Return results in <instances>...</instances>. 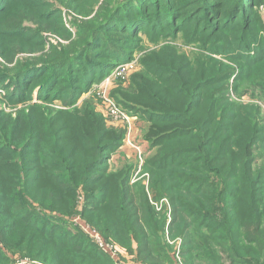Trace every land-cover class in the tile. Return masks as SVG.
Instances as JSON below:
<instances>
[{
  "label": "rangeland",
  "instance_id": "obj_1",
  "mask_svg": "<svg viewBox=\"0 0 264 264\" xmlns=\"http://www.w3.org/2000/svg\"><path fill=\"white\" fill-rule=\"evenodd\" d=\"M145 1L8 0L6 7L0 8V166L3 162H27L22 180L26 176L41 177L38 195L44 201L35 202L27 196L26 204L11 203L7 199L22 191L6 193L5 197L0 189V225L14 222L19 228L16 234L14 229L7 231L11 243H6L0 228V264H73V258L76 264L91 263L87 256L72 249L77 240L99 249L91 230L102 233L85 215L86 208L93 204L88 203V192L95 187L82 183L88 175L89 162L101 156L104 144L115 138L119 142L115 149L107 151L104 168L94 174L103 172L121 178L130 173L129 183L134 191L139 195L145 190L148 205L165 218V233L153 242L168 264H187V260L191 264H264V217L263 224L257 227L255 209L247 205L241 223V209L236 210V193L228 187L227 171L219 176L212 169L196 170L200 164L195 160L205 153L199 147V139L194 140L197 152L176 161L187 162L186 165H170L168 162L174 157L163 159L162 156L184 146L176 142L182 135L173 140L165 138L162 132H156L157 120L152 118L153 112L166 110L157 101L163 103L169 82L182 89L187 88V83L197 86L199 80H212L202 92L209 102H221L218 115H224L219 122L229 129L230 167L240 169L250 160L254 172L251 177L259 181L255 185L259 194L256 199L264 211V0H224L222 12L220 0H179L181 7L175 11L176 0ZM158 11L163 15L158 16ZM116 13V22L125 14L120 22L123 30L106 27L90 46L97 36L95 30ZM154 17L161 27L150 21L143 24ZM220 22L221 27L216 28ZM116 36L126 39L125 46L116 44L117 53L127 59L117 60L109 67L99 66V70L94 67L93 77L88 81L85 76L83 80L84 70L90 71L92 67L87 56L78 57L82 48L104 51L107 44L116 41ZM107 59L116 60H104ZM71 60L78 65L77 69L69 66L67 62ZM96 61L102 64L103 60ZM29 65L33 67L23 71ZM41 68L56 72L47 88H43L41 78L48 69L29 74ZM71 74L78 77L72 78ZM72 85L78 88L77 95ZM191 95L187 93V99L186 95L174 98L170 106L179 108L182 100ZM234 114V119L226 120V116ZM33 118L44 127L41 134L33 127ZM55 121L62 132L51 130ZM165 125L180 126L171 122ZM30 132L38 134L42 144L45 139L57 143L68 138L67 153L88 158L84 172L75 179L67 176L71 171L64 166L67 163L68 167L70 156L57 155L51 145L46 150L35 143L26 147ZM79 142L83 145L77 150L74 143ZM182 142L187 144V139ZM47 153L54 156L50 165L57 168L48 164ZM41 157L56 178L43 174L41 164L37 163ZM155 161L170 168L167 174L157 171L160 177L153 179L151 162ZM179 186L182 189H177ZM170 188H174L172 198ZM54 193L59 209L49 210L47 206ZM14 210H19V215ZM35 218L40 220L38 230L45 229L46 236H39L37 230H29L24 223ZM64 228L77 236L74 241L72 235L68 236V246L58 240ZM55 229L57 240L49 236ZM20 232L25 234L24 238L34 237L30 249L19 247ZM161 244L167 248V257ZM112 245L118 249V258L119 252L124 255L114 264L154 262L126 253L115 242ZM57 249L63 250L64 257L69 259H50L58 256Z\"/></svg>",
  "mask_w": 264,
  "mask_h": 264
},
{
  "label": "trees",
  "instance_id": "obj_2",
  "mask_svg": "<svg viewBox=\"0 0 264 264\" xmlns=\"http://www.w3.org/2000/svg\"><path fill=\"white\" fill-rule=\"evenodd\" d=\"M0 2V8L6 7L5 2L8 0H1ZM10 1V0H9ZM221 1V12L224 11V7L226 6L224 0ZM12 2V0H11ZM145 2L149 3V0H146ZM181 1L176 0L175 6L173 7V11L178 10L179 7H181ZM188 5V4H186ZM190 7V6H189ZM6 9V8H5ZM209 10H213L212 7H209ZM4 11V10H3ZM54 11V10H53ZM117 11V10H116ZM48 14L50 12H47ZM122 14V12H120ZM183 13V12H182ZM119 13H116L115 15L112 14V16L109 18L108 23H104L101 26H99L95 30V34L97 33V36L95 37L93 42H90V46L93 47V43L98 38V35H100V32L105 29L106 27H113L117 30H123L124 25H122L120 22L124 20L125 14L121 16L118 22H116V16ZM158 16H162L163 14L161 12H157ZM47 15V14H45ZM114 15V16H113ZM134 15V13H133ZM147 14H145L146 16ZM182 17L185 16V14H181ZM218 15V14H216ZM120 17V16H119ZM152 17V16H149ZM115 18V19H113ZM130 18H132L130 16ZM135 18V17H134ZM132 18V19H134ZM113 20L115 21L114 23ZM225 20V18H224ZM147 21L154 22V25L157 27H161L160 24H156V17L154 19H147L144 20L143 24L145 25L148 23ZM161 21V20H160ZM159 21V22H160ZM188 20H186L187 22ZM217 21H221L218 19ZM229 20L226 19L225 24ZM165 22V19H164ZM112 23V24H111ZM163 23V22H162ZM175 23V21L173 22ZM221 23L219 25L217 24L215 27L220 28ZM212 25V23H210ZM230 26L229 22L225 27ZM101 29V30H100ZM112 32H115V30H112ZM200 31L198 30L197 34ZM112 33H109V35ZM111 36V35H110ZM114 39L116 41L110 42L106 45V48L104 51H101L99 49L96 50H90L89 46H86L82 48L80 51L78 57H86L89 65L92 67L90 71L88 69L84 70V75L82 79L84 80L85 76H87V80L89 81L93 75L92 71L94 67H97L99 70V66L105 65L106 67L111 66L114 62L118 61H124L127 59V56L118 54L117 50L118 45L116 43H121L124 46L126 45V39L123 36H116ZM104 41V40H102ZM93 44V45H92ZM101 57V58H100ZM110 57L111 59H116L114 61L112 60H104L105 58ZM102 59L101 62H97L96 60ZM69 66L73 67V69H77L78 65L75 64L73 60L71 62H67ZM33 66H30L24 70H28ZM47 71V75L45 77H42V84L43 88H47L53 81L54 77L56 76L55 70H51L49 68H41V69H33L29 72L31 75L32 73H37L43 70ZM20 74V73H19ZM37 75V74H35ZM38 76V78H40ZM72 78H76V74H71ZM36 83H39L38 80ZM78 79V78H77ZM212 80L207 78H204L202 80H199L196 85L187 83V88H180V86L176 84H170L167 86L166 89V95L165 99L163 100V103L158 102V105H161L164 109L163 111H155L152 115V118L154 120H157L156 123L158 124L156 132H162V136L169 139H177L176 142L178 145L184 144V146H180V151L175 152V150H172L170 154H166L162 156L163 159L174 157L175 160H172L168 163L170 165H174L175 163L179 165H186L187 162H176L179 158L184 157L185 155H190L198 151L197 144L194 143V140L199 139L200 146L203 148L204 154H202L199 158H197V162L200 166L196 168V170H202L206 171L207 169H212L213 172L216 173V175L221 176L222 173L227 171L226 179L229 182L228 187H230L233 192L236 193V210L238 208L241 209V214L239 215L238 220L243 222L244 216L242 213H244V210L247 207V205H250L254 207V217L257 221V227H260L263 224V217H264V211L260 209L258 206V200L256 197H258V189L255 188V185H259V181L257 179H254L251 177L253 172V169L250 164V160H247L246 164H243V167L239 169L238 166H232L230 167V136L228 133V127H223V125L219 122L220 118H225L224 115L220 114L218 115V107L219 102L213 99V102L210 100L208 96H206L202 91L204 88H206L209 83ZM80 83L81 80L79 81ZM78 83V82H77ZM72 89L74 92H76L75 95L78 94V88H75L74 85H72ZM187 93H192L191 98L187 99ZM16 94H19L18 91H16ZM40 95V94H39ZM186 95V96H184ZM43 96V94H41ZM184 96L185 98L182 100V104L179 108H175L171 105V101L174 98ZM74 98V97H73ZM76 101V100H72ZM221 103V102H220ZM182 105H185L184 109L182 108ZM221 111V110H220ZM237 116V114H234L232 116H226L227 118L233 117V119ZM219 118V119H218ZM33 127H37V131L41 134L44 130V127H42L39 123V120L32 119L31 120ZM171 122V123H179L180 126H168L166 127L165 123ZM68 126V125H67ZM164 129H170L168 131H164ZM51 130H56V132L60 133L62 132L61 126H59V122L55 121L51 124ZM35 132H30V142H28V146L30 147L31 143H35L37 147L45 148L51 145V149L57 151V155L60 156V153L70 156L71 151L67 153V147L68 144V138L60 139L59 142L53 143L50 140H43V144L39 138L38 134H34ZM187 139V144L185 142H182ZM87 138H84V141H86ZM101 140V138H100ZM104 140V139H102ZM106 141V140H105ZM119 142L118 139H113L112 141L106 142L104 144V148L102 150L101 156H99L96 159H93L91 162H89L87 169H88V175L83 180V185L87 187L90 184H93L95 187L93 190L88 192V203L92 205L91 208H86V216L88 219L93 222L100 230L102 234V237L106 240V242L111 243L115 242L120 247L124 248L126 253L129 254H135L137 258H148V260H154L155 264H168V262L165 261V256L162 255V252L157 251L156 244H154L153 239L160 238L161 233H165V218L163 217V214L155 211V209H152L148 205V195L144 191H142L139 195L134 191L135 189L130 186V173L123 175L121 178L119 177H110L109 174L101 172V174L97 175L94 174L97 170H101L104 168V165L106 163L105 157L107 155V151L111 149H115L117 143ZM83 144L74 143V148L78 150ZM88 145H94L93 143H90ZM187 147V150H184V148ZM73 148V149H74ZM77 152V151H76ZM47 155L50 157V160L48 161V164L50 165L52 156L51 154ZM88 159V158H87ZM87 159H83L80 156L72 155L69 158H67L68 161V167L67 163L64 167L67 169L69 168L71 173L68 172L66 175L70 176L71 179H75V177L85 170V163ZM179 161V160H178ZM37 163L41 164V168L43 171V174L46 176L52 175L56 178L55 172H51L49 170L48 164L45 163V161L41 158H37ZM18 164V165H17ZM45 165V166H44ZM151 165L154 166V172H153V179L160 177L159 173L157 171H164V174H167L166 171L170 168V166H165V164L162 166L160 164V161L151 162ZM250 165V166H249ZM20 166V167H19ZM51 166V165H50ZM53 169L57 168L58 166H51ZM28 169L27 162L23 164L14 163V162H3L0 166V189L4 191V196L7 197L8 195L6 193H16L17 191H22L20 194H14L11 196L10 199H7L9 202L14 203H28L27 196L31 197L33 201L35 202H43L38 195V192L41 190V187H39L37 184L40 183L41 177H38L37 175L26 176L25 179L22 180L21 173H25ZM68 169V170H69ZM236 171V172H235ZM37 177V178H36ZM164 178V177H162ZM165 179V178H164ZM254 179V180H253ZM164 185H166L167 180L162 181ZM78 184V183H77ZM264 185V184H263ZM21 187V189L19 188ZM177 189H182L181 186L177 187ZM54 192L56 191V187L53 188ZM137 191V190H136ZM170 191H172L171 198L174 192V188H170ZM239 193V195H237ZM92 199V201H91ZM174 200V197H173ZM100 204H96L97 202ZM262 201V200H261ZM31 203V201H29ZM49 210H56L59 209V201L57 199L56 193H54V196L50 200L48 204ZM47 209V208H46ZM21 210V209H19ZM19 210H14L15 214L19 215ZM90 212H93V214H90ZM32 214V213H28ZM10 216V215H9ZM31 217V216H30ZM211 216H209L210 218ZM206 220H208L206 218ZM39 219H34L33 222L26 221L24 223L29 226V230L35 229L38 231L39 236H46L47 232L46 230H38L37 225L39 224ZM11 224L7 226L0 225L1 230L4 233L5 241L6 243H11V238H9L10 233L7 232L10 229L15 230V234L19 232V228L15 225L14 222H10ZM58 228L60 226H57ZM53 230V228H52ZM57 230L55 229L52 235H49L52 238H55L57 240ZM21 236L18 238L17 242L20 244L19 247L23 249H26L29 247V249L34 244L35 240L31 236H28L27 238H24V233H21ZM62 235V236H61ZM60 235L61 238H59V242L62 245H69V242L67 240H70L68 236L72 235V240L74 241L76 239V235L71 233V231L68 228H64L63 233ZM43 236V237H44ZM30 243V245H29ZM112 243V244H113ZM96 247H93V244L90 243L89 245L86 244L85 240H77L74 246H72V249L75 251L76 254H84L90 259V264H114L117 262L118 259L121 258L122 255L121 252H119L120 257L118 258V254L116 257H113L108 252L104 251L98 244ZM160 247L163 249L165 255L167 253V248L165 247V244H161ZM64 251L61 249H57V255L56 257H51L50 259H61L62 261H67L69 258L64 257L65 254H63ZM167 257V255H166ZM73 261V264H76L74 258L71 259ZM152 262V261H151ZM154 262H152L154 264ZM71 264V263H66ZM187 264H191L189 260H187Z\"/></svg>",
  "mask_w": 264,
  "mask_h": 264
},
{
  "label": "built area",
  "instance_id": "obj_3",
  "mask_svg": "<svg viewBox=\"0 0 264 264\" xmlns=\"http://www.w3.org/2000/svg\"><path fill=\"white\" fill-rule=\"evenodd\" d=\"M91 236H93L94 241L106 252L111 254L113 257L117 256L118 249L116 246L109 244L106 240L102 237V235L97 230H91ZM140 264V263H138Z\"/></svg>",
  "mask_w": 264,
  "mask_h": 264
}]
</instances>
